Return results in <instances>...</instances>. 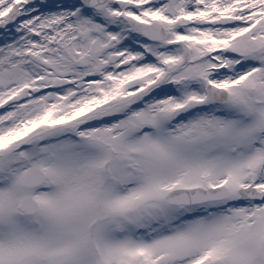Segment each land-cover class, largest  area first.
I'll list each match as a JSON object with an SVG mask.
<instances>
[{
  "label": "snow or ice",
  "instance_id": "6c2138e0",
  "mask_svg": "<svg viewBox=\"0 0 264 264\" xmlns=\"http://www.w3.org/2000/svg\"><path fill=\"white\" fill-rule=\"evenodd\" d=\"M0 264H264V0H0Z\"/></svg>",
  "mask_w": 264,
  "mask_h": 264
}]
</instances>
